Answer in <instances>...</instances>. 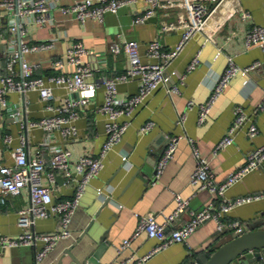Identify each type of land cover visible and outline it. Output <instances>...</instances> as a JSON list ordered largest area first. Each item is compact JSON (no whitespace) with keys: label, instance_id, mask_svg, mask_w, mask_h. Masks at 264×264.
Segmentation results:
<instances>
[{"label":"crops","instance_id":"0c3cea01","mask_svg":"<svg viewBox=\"0 0 264 264\" xmlns=\"http://www.w3.org/2000/svg\"><path fill=\"white\" fill-rule=\"evenodd\" d=\"M72 2L60 0L61 4ZM147 7V0H136L118 13L106 14L103 22L88 19L85 23L55 9V25L29 26L30 35L35 40L56 37L58 40L55 48L28 53L26 57L30 61L39 62L44 74L48 75L53 72V58L64 56L72 40L81 39L90 50L85 59L95 67V78L114 77L125 72L129 66V57L124 52L112 54L109 48L116 40L130 39L140 43L143 61H157L156 58L148 57V46L154 40H159L164 49L177 46L184 29L163 32L162 26L176 21L183 9L160 7L146 23L133 24L134 16L143 13ZM241 7L251 13L249 19H243L238 13L218 26L217 17H212L206 31L213 35V40L207 38L206 32H196L171 62L168 72L176 74L171 76L170 83H177L179 92L169 94V84H163L137 106L122 141L107 154L104 169L86 188L70 223L72 235L61 239L39 264H122L128 258L139 259L148 255L158 245V240L146 234L138 236L126 249L121 250L123 241L130 238L138 226L137 214L153 213L158 221L164 222L165 216L176 209L177 193L189 199V207L194 210L214 199L209 191H198L191 184V176L196 167L194 146L211 159L216 180L220 182L245 163L249 152L264 145V110H258V105L264 100L263 69L248 77L238 75L233 78L206 122L202 125L198 123V106L209 98L226 67L228 56H234L241 66L263 58L260 47H246L245 35L254 23L264 26V0H243ZM0 25L2 28L6 26V19L0 20ZM1 51L0 47L2 71L4 57ZM196 56L200 62L194 70L189 71L188 67ZM179 74L186 75L183 82ZM138 90L139 81L136 78L118 84L120 98L136 94ZM54 92L58 101L68 95L62 87H55ZM105 93V86H99L95 99L82 111L76 121L77 136L65 137L56 130L50 137L51 146L69 150L71 168L77 180L80 175L76 172L75 162L85 154L99 155L106 141V117L98 111L105 101ZM8 100L9 109L21 108L29 122L52 114L45 109V102L37 91L27 92L24 96L13 92L9 94ZM189 101L195 103L191 109L187 108ZM238 105L246 109L250 122L258 126L259 132L250 137L247 123L237 132L233 144L213 156L212 150L228 132ZM0 110L4 113L0 116V158L6 164H13L12 152L21 144V134L27 133L26 150L29 157L33 158L41 150L48 163L50 151L42 148L46 132L31 126L24 131L19 123L8 116V111L4 112L1 105ZM181 112H186L184 125L178 123ZM148 121L153 122V128L143 132L142 126ZM5 134L12 135L11 143L4 141ZM172 136L182 138L174 157L157 176L158 160L165 150L168 137ZM125 156L127 160L123 161ZM47 171H50V167ZM44 181L51 186L54 201L67 200L74 195V184L67 183L60 173L51 181L46 172ZM263 191L264 161L261 167L229 188L225 197L234 199ZM215 201L219 206L223 198H216ZM29 203L28 189L18 195L4 196L0 202V235L17 238L22 233L18 223L19 210ZM187 218L188 214H184L183 219ZM226 220L240 221L250 229L252 224L264 220V198L235 207L227 214ZM258 226L264 227V224ZM58 228L59 220L56 217L40 218L35 225V230L40 233L53 232ZM232 236L230 230L219 232L216 223L209 221L191 235L186 243H175L155 253L142 264H192L194 261L201 264L199 260H206L212 250ZM42 247L43 242L35 246H0V264H37L36 253ZM232 264L243 263L236 260ZM247 264H264V254L261 258L249 260Z\"/></svg>","mask_w":264,"mask_h":264},{"label":"built area","instance_id":"2783aa9c","mask_svg":"<svg viewBox=\"0 0 264 264\" xmlns=\"http://www.w3.org/2000/svg\"><path fill=\"white\" fill-rule=\"evenodd\" d=\"M135 1L73 0L72 3L61 4L60 0H0V20L6 19V26L2 28L0 25V47L4 57V69L0 70V105L24 131H27L30 126L42 128L47 134L42 148H48L50 151L48 163L41 150L30 158L26 150L27 133H22L21 144L12 152L13 164H6L0 158V202L4 200V196L18 195L24 189H28L30 193L29 205L19 210L18 223L22 233L17 238L0 235V246L4 248L23 244L35 246L38 242H43L42 249L36 253L37 264L55 248L61 239L72 235L70 223L79 208L86 188L104 169V159L107 154L122 141L137 106L163 84H169L167 86L169 94L179 92V85L170 83L171 76L176 72H168V67L190 38L196 32H206L207 38L213 40V35L206 29L209 20L214 16L217 17L218 26H222L238 13L243 19L251 17V13L241 7L243 0H147L148 7L143 13L134 16L133 24L146 23L160 7L174 6L183 9V13L176 21L162 26L163 32L184 29L177 46L174 49H164L159 40L149 44L147 55L150 58H156L157 61H143L140 43L130 39L116 40L109 48L112 54L124 52L129 57V66L125 72L114 77L95 78V67L85 59L90 54V50L81 39L72 40L64 56L53 58L51 62L53 72L48 75L44 74L39 62L27 59L28 53L55 48L58 40L56 37L35 40L29 31L30 25L37 27L55 25L56 19L53 15L55 9H60L64 14L73 15L80 23H85L88 19L103 22L106 14L118 13ZM245 45L247 48L260 47L263 58L241 66L237 64L234 56H228L226 67L209 98L198 106L200 125L206 122L213 107L227 90L233 78L238 75L248 77L259 69L264 70L263 25L252 24L245 35ZM199 62V57L196 56L188 70H194ZM185 77V74H179L182 82ZM133 78L139 81L138 92L126 98H120L118 84ZM101 85L105 86L106 93L105 101L98 111L106 117V141L99 155L85 154L75 162L76 172L80 175L77 180L71 168L69 150L61 146H51L50 137L56 130L65 137L77 136L76 121L80 118L82 111L95 99L97 88ZM55 87L64 88L68 95L58 101L54 92ZM30 91H37L40 94L45 102V109L52 112L51 115L29 122L21 108L9 109L10 93L18 92L24 96ZM194 106L195 103L189 101L187 108L191 109ZM258 110H264V100L258 105ZM3 115L4 113L0 110V116ZM122 117L126 119L121 120ZM249 119L246 109L240 105L236 106L234 120L226 135L214 146L212 155L217 156L221 150L233 144L237 132L247 123L249 136H256L259 132L258 126ZM185 121L186 112H181L178 123L184 125ZM151 128H153V122L148 121L142 126V131L147 132ZM181 138L182 136L168 137L165 150L157 163V176L174 157ZM3 139L9 144L12 141V135L5 134ZM194 152L196 167L191 176V184L198 191H209L214 199L204 207L194 210L189 207V199L177 193L175 195L176 209L172 214L165 216L164 222L158 221L153 213L137 214L138 226L134 234L123 241L121 250L126 249L135 238L142 234L157 239L158 245L148 255L139 259L128 258L122 264H142L155 253L175 243H186L191 235L209 221L216 223L219 232L230 230L238 233L246 228V225L240 221H227L226 216L237 206L264 198V191L234 199L226 198L225 194L229 188L261 167L264 161V145L249 152L245 163L220 182L216 180L211 159L202 154L196 146H194ZM125 160H127L126 156L123 158V161ZM48 167L50 171H47ZM46 172L51 181H54L58 173L62 174L67 183L74 184V195L67 200L54 201L52 188L44 181ZM220 197L223 201L217 206L215 199ZM184 214H188L185 220ZM49 217H56L59 220V228L49 233L37 232L35 230L37 220ZM192 264L200 263L194 261Z\"/></svg>","mask_w":264,"mask_h":264},{"label":"water","instance_id":"95a60500","mask_svg":"<svg viewBox=\"0 0 264 264\" xmlns=\"http://www.w3.org/2000/svg\"><path fill=\"white\" fill-rule=\"evenodd\" d=\"M257 223L264 224V220ZM257 223L252 224L250 229L233 233L231 239L214 250L206 264H232L236 260L247 264L249 260L263 257L264 227H259Z\"/></svg>","mask_w":264,"mask_h":264},{"label":"trees","instance_id":"16d2710c","mask_svg":"<svg viewBox=\"0 0 264 264\" xmlns=\"http://www.w3.org/2000/svg\"><path fill=\"white\" fill-rule=\"evenodd\" d=\"M224 234H225V233H224ZM223 236H224V235H222V237H223ZM222 237H221V238H222ZM228 240H229V239L225 240L224 242H226V241H228ZM224 242H223V243H224ZM223 243H222V244H223ZM219 246H220V245H219ZM219 246H217L216 248H218ZM216 248H215V249H216ZM215 249H214V250H215ZM214 250H212V252H211V253L209 254V256L206 258V260H204V261L199 260V261L201 262V264H206V263H207V261L209 260L211 254L214 252Z\"/></svg>","mask_w":264,"mask_h":264}]
</instances>
